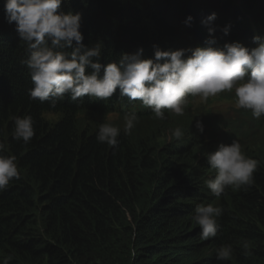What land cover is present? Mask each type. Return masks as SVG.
Listing matches in <instances>:
<instances>
[{
    "label": "trees",
    "instance_id": "16d2710c",
    "mask_svg": "<svg viewBox=\"0 0 264 264\" xmlns=\"http://www.w3.org/2000/svg\"><path fill=\"white\" fill-rule=\"evenodd\" d=\"M4 3L0 0V142L6 155L16 157L21 179L0 192V262L264 264V140L257 135L264 115L254 121L257 131L219 141L218 146L238 141L259 164L250 187L229 188L217 199L206 187L215 176L206 161L211 151L204 150L201 133L187 117L165 110L166 119L157 120L141 102L121 99L118 90L106 102L87 96L76 101L66 96L54 105L31 101L23 63L27 50L15 22L5 19ZM61 10L81 14L85 46L102 42V65L141 48V59L154 58V45L191 50L214 38V47L239 42L251 49L258 46L254 36L264 37V0H63ZM212 13L217 18L210 36L202 20ZM45 112L61 117L49 124ZM125 113L139 118L131 134L124 132ZM109 114L119 121L115 148L96 138ZM25 116L35 128L27 145L12 137L14 117ZM176 126L185 130L184 138L159 146L163 131ZM209 203L224 213L217 218V236L203 240L192 216L197 205ZM245 240L250 255L241 246ZM227 244L233 246L232 258L217 260L216 250Z\"/></svg>",
    "mask_w": 264,
    "mask_h": 264
},
{
    "label": "clouds",
    "instance_id": "9594fccd",
    "mask_svg": "<svg viewBox=\"0 0 264 264\" xmlns=\"http://www.w3.org/2000/svg\"><path fill=\"white\" fill-rule=\"evenodd\" d=\"M63 0H5V19L15 22L20 41L26 47V65L32 87L28 90L31 101L40 103L62 101L66 96L76 101L87 96L93 100L107 101L117 90L119 97L130 102L139 101L149 108L157 120L166 119L165 110L183 116L190 103L189 97H198L206 103L210 97L222 92L234 93L237 109L250 110L259 119L264 115V37L254 36L258 46L247 48L239 42L225 43L214 47L216 40L205 41L206 47L163 51L153 46L154 58L141 59L143 49L136 54L124 53L116 62L100 63L102 42L85 46L80 31L81 14L61 10ZM212 13L202 20L210 36L216 20ZM189 16L187 21H191ZM230 26L222 31L228 35ZM191 54L186 56V52ZM163 61V62H161ZM91 69L90 72L86 70ZM101 72L103 73L101 75ZM139 123L135 113H125L124 132L131 134ZM195 126L203 132V124ZM35 135L31 116L14 117L13 139L29 144ZM120 128L113 123H102L97 132V141L115 148ZM185 130L176 127L171 138L179 141ZM7 146L0 142V192L5 191L14 180L21 179L15 156L6 155ZM206 161L215 172L214 178L206 181L211 194L219 199L227 189L241 190L254 183V173L259 162L247 157L238 141L221 143L215 151L206 153ZM224 208L209 203L195 207L193 221L199 226L203 240L218 234L217 218ZM245 255H250L248 241L241 242ZM233 246L222 245L216 250V259L232 258ZM0 264H9L5 258Z\"/></svg>",
    "mask_w": 264,
    "mask_h": 264
},
{
    "label": "rangeland",
    "instance_id": "374dc122",
    "mask_svg": "<svg viewBox=\"0 0 264 264\" xmlns=\"http://www.w3.org/2000/svg\"><path fill=\"white\" fill-rule=\"evenodd\" d=\"M189 101L190 103L185 109L183 117H187L185 122H188V124L194 127H196L195 124L197 120L202 122L203 132H200L197 127L196 131L197 133H201L199 137L205 141L206 146L204 150L208 148L210 151L216 150L219 141L227 139V134L233 133L236 137L238 133L244 131H257V123L254 122L257 119H252L250 110L237 109L234 93L222 92L215 97H210L206 103H202L198 97H189ZM248 114L250 115V120L246 118ZM42 117L47 123L52 124L61 117V114L56 112H45L42 114ZM180 117L178 118L180 119ZM107 120L115 126L119 124L116 114H109ZM120 124L122 125L123 122H120ZM263 130L259 131L257 134L262 140H264ZM171 131V129L163 131L158 140L159 146H163L165 143L172 141ZM246 139L250 140L249 137Z\"/></svg>",
    "mask_w": 264,
    "mask_h": 264
}]
</instances>
